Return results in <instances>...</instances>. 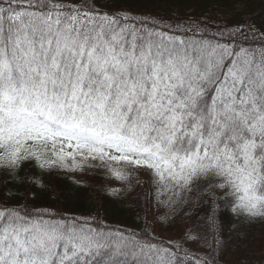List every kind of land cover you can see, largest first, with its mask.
Instances as JSON below:
<instances>
[{
	"label": "snow or ice",
	"instance_id": "6c2138e0",
	"mask_svg": "<svg viewBox=\"0 0 264 264\" xmlns=\"http://www.w3.org/2000/svg\"><path fill=\"white\" fill-rule=\"evenodd\" d=\"M247 2L165 17L106 11L95 0H0L4 183L37 184L19 177L29 164L119 198L121 189L74 175L102 170L127 192L143 170L167 209L155 223L145 214L136 231L35 206L33 193L10 204L6 190L0 264H222L220 200L245 224H264V212L251 211L264 209V17L257 22ZM202 201L210 207L199 230L155 235L181 213L191 219L195 210L184 209Z\"/></svg>",
	"mask_w": 264,
	"mask_h": 264
},
{
	"label": "trees",
	"instance_id": "16d2710c",
	"mask_svg": "<svg viewBox=\"0 0 264 264\" xmlns=\"http://www.w3.org/2000/svg\"><path fill=\"white\" fill-rule=\"evenodd\" d=\"M64 3L78 4L79 0H64ZM96 6L106 11H128L136 15L150 13L152 15L170 16L176 12L194 13L197 16L216 15L219 8L224 7L223 0H95ZM247 9L259 22L264 17V0H248ZM91 171V170H90ZM31 176L34 179H41L44 185L55 184L58 193H52L51 189H42L37 184L21 183L19 180L5 184V174L0 172V199H6L4 193L11 190L15 195L7 203L17 204L22 202L29 193L35 195L31 203L39 207H47L53 210H60L81 218L100 219L113 226L140 231L145 224V214L153 223L155 218L167 211L164 207H157L153 199V185L142 179L135 171L132 173V182L136 186L124 192L125 185L115 183L110 179H103V173L99 171L90 172L89 175H74L76 180H83L93 185H105L121 189L119 198L110 197L103 192L94 193L88 188H77L71 183L69 176L65 174L59 177L42 175L39 170L25 164L20 170L19 177ZM147 182V183H145ZM201 184V187H206ZM217 198L222 197L223 192L216 189ZM57 194L59 199L56 198ZM147 195V206L145 207V196ZM203 207L189 205L184 211L195 210V215L188 219L183 213L176 217L174 226L161 229L158 225L155 232L174 234V239L180 236L182 230L189 226H204V218L209 212L205 201ZM223 211L220 219L223 229L226 247L221 256L222 264H264V224H245L241 219L233 217L230 212V204L224 207V201H219ZM153 209L156 211L154 214ZM233 225L235 226L233 228ZM157 236V234L155 233ZM159 237V236H158ZM188 248L195 250L196 245L189 243Z\"/></svg>",
	"mask_w": 264,
	"mask_h": 264
},
{
	"label": "rangeland",
	"instance_id": "374dc122",
	"mask_svg": "<svg viewBox=\"0 0 264 264\" xmlns=\"http://www.w3.org/2000/svg\"><path fill=\"white\" fill-rule=\"evenodd\" d=\"M93 171H95V172H96V171H99V172H102V173H103L102 170H97V169H92L90 172H93ZM138 173H139V175H140V177H141L142 179H145V180H147L150 184H152L149 173H147V172H145V171H143V170H139ZM152 212H153L154 214L156 213V211H155L154 209H153ZM155 233L157 234V236L162 237V238H165V239H174V234L164 233V232H161V231H157V232H155Z\"/></svg>",
	"mask_w": 264,
	"mask_h": 264
},
{
	"label": "clouds",
	"instance_id": "9594fccd",
	"mask_svg": "<svg viewBox=\"0 0 264 264\" xmlns=\"http://www.w3.org/2000/svg\"><path fill=\"white\" fill-rule=\"evenodd\" d=\"M36 180H37V186L38 187H42L43 186V181L41 179H39V178H37ZM233 199L236 201L237 204L240 203V200L236 196H234ZM241 211L244 212L245 215H251V211L264 212V209L257 207L256 209H253V210L249 211V210H246V209L242 208Z\"/></svg>",
	"mask_w": 264,
	"mask_h": 264
}]
</instances>
